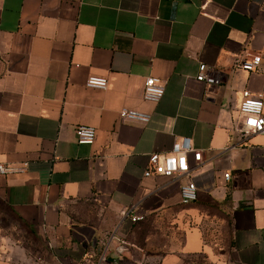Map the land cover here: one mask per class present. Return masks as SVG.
I'll use <instances>...</instances> for the list:
<instances>
[{
	"label": "crops",
	"instance_id": "crops-1",
	"mask_svg": "<svg viewBox=\"0 0 264 264\" xmlns=\"http://www.w3.org/2000/svg\"><path fill=\"white\" fill-rule=\"evenodd\" d=\"M262 51L264 0H0V163H27L0 174V264H87L133 203L146 218L124 225L131 247L113 264L215 258L225 226L238 264H264V135L239 130L243 92L264 97V58L239 62ZM201 63L218 84L196 80ZM123 108L150 121L122 123ZM179 137L203 151L190 204L170 177H144Z\"/></svg>",
	"mask_w": 264,
	"mask_h": 264
},
{
	"label": "built area",
	"instance_id": "built-area-1",
	"mask_svg": "<svg viewBox=\"0 0 264 264\" xmlns=\"http://www.w3.org/2000/svg\"><path fill=\"white\" fill-rule=\"evenodd\" d=\"M264 58V51L261 53L245 56L239 67L245 71L253 72L258 69ZM196 80L207 86L218 84L219 78L210 73L205 64L199 65V72ZM86 87L105 90L108 81L105 77L90 76L86 81ZM165 93L164 84L157 77H147L143 85V99L153 103L159 102ZM240 113L243 116L240 126V133L244 137L251 135H264V97L256 96L249 91L243 92V99L240 104ZM151 115L138 110L123 108L119 111V121L126 123L135 121L148 123ZM76 140L79 144L92 145L96 138V129L93 126L79 125L75 128ZM190 157L194 164L191 165ZM203 151L197 149L189 137H179L175 140L172 149L166 153H151L149 155L148 167L144 172V177L165 176L179 183L181 202L190 204L197 200V184L195 171L202 165ZM27 163L18 167H12L0 163V174L21 172L26 170ZM230 173L224 174V179L228 181ZM146 213L137 203L130 204L127 208L119 212L118 221L106 239L102 242L98 255L95 259L87 257V264H113V257H121L128 252L131 243L127 240L123 232L126 223L136 224L145 220ZM52 264V263H44ZM58 264H64L59 261Z\"/></svg>",
	"mask_w": 264,
	"mask_h": 264
},
{
	"label": "rangeland",
	"instance_id": "rangeland-1",
	"mask_svg": "<svg viewBox=\"0 0 264 264\" xmlns=\"http://www.w3.org/2000/svg\"><path fill=\"white\" fill-rule=\"evenodd\" d=\"M228 227L225 226L221 238L216 239L217 257L212 258L203 254L187 256L182 264H238L230 251Z\"/></svg>",
	"mask_w": 264,
	"mask_h": 264
}]
</instances>
